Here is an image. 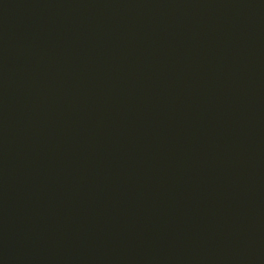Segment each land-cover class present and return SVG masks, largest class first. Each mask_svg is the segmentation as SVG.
Wrapping results in <instances>:
<instances>
[{
  "label": "water",
  "instance_id": "obj_1",
  "mask_svg": "<svg viewBox=\"0 0 264 264\" xmlns=\"http://www.w3.org/2000/svg\"><path fill=\"white\" fill-rule=\"evenodd\" d=\"M0 264H264V0H0Z\"/></svg>",
  "mask_w": 264,
  "mask_h": 264
}]
</instances>
